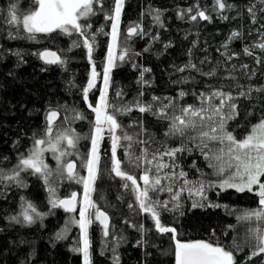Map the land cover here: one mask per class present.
<instances>
[{"label":"trees","instance_id":"obj_1","mask_svg":"<svg viewBox=\"0 0 264 264\" xmlns=\"http://www.w3.org/2000/svg\"><path fill=\"white\" fill-rule=\"evenodd\" d=\"M250 2H255L257 9L260 8L257 0H227V3L236 5V8L225 10L223 14L229 19L223 21L219 19L217 13L212 12L214 0H125L120 24L121 45L123 46L126 39L129 25L142 23L148 35L133 36L127 41L129 56L124 62L117 61L118 67L114 69L111 78L110 100L114 99V91L119 90L124 93L123 99L119 102L130 103L136 99L140 91L144 92L142 99L149 102L153 95L175 97L181 88L185 91L206 92L208 91L206 85L209 84L213 86L223 84L224 90L232 91L234 95L246 90L249 85L264 86V63L257 65L253 57L245 55L242 51L244 44L250 46L259 40V34L255 31L249 35V29L254 30L259 27V23L256 25L250 23L248 14L244 10V6ZM103 3L104 11H100L97 6L96 15L81 20L82 24L91 25L86 31L96 35L93 62L100 76L103 73L107 47L111 40L110 35L100 33V29L103 28L104 33L111 31L112 21L105 19V12L111 11L113 0H103ZM197 3L201 9H207L212 15L211 23L199 18L193 22L188 15L183 19L178 18V10L193 7ZM11 4H16L18 15L25 14L33 6L32 0H0V45L3 46L0 48L2 53L0 56V169L6 172L17 164L20 154H28L34 138L44 137L48 125L46 117L50 110H56L60 114V119L55 125H64L63 128L58 129V133L65 129H74L81 137L89 136L95 114L87 105L93 103L95 106L98 102L101 81L99 76L96 87L89 91L88 101H85L83 89L91 78L92 65L82 43L80 47L72 46L74 40L81 42L83 40V37L77 34L40 35L39 43L25 39H8L10 26L6 23V17L7 9ZM149 7L163 12L164 27L155 24L147 14ZM238 12H242L243 15L237 16ZM257 15L259 18L264 16V13L258 12ZM233 17L237 18L233 19ZM260 23H264V20ZM232 30H242L245 38L234 41L229 46L230 50L239 53V56L226 61L220 54L224 51L220 46ZM157 35L159 39L152 40V37ZM166 44H171V47L165 49ZM145 48L148 51H144ZM45 49L58 51L66 63L63 66L47 65L32 54ZM189 49L192 51L191 57L188 56ZM17 50L22 53L23 62L11 54ZM135 53L140 54L135 55ZM254 53L264 60V53L259 49H254ZM205 57L210 63L200 64L199 61ZM189 59L204 72L215 67L217 75L209 78L199 75L194 70L191 72L186 70L183 73L175 71V68L185 65ZM133 64L136 65L135 68ZM241 64H248L249 68L244 70L240 68ZM232 65H236V70H233ZM143 67L151 69V72L145 73V79L152 81L151 86L137 84ZM253 70L255 75L249 79L245 71L250 75ZM229 74L235 76L236 81L224 79ZM183 76L195 77L196 82L184 85L172 83ZM237 82L244 86L243 89L234 87ZM229 85L233 87H228ZM251 95V99L240 98L237 101L240 116L230 121L228 125L230 131L235 130L238 139L246 134L252 124L264 118V93L253 92ZM181 103L198 102L195 97L189 95ZM249 112L251 115H248ZM77 113L82 114L85 119H74ZM117 119L129 134L139 132L138 125L142 122L148 133L155 134L157 141L164 140L162 133L165 131L166 122L158 121L149 113L133 110L118 116ZM122 143L127 142L122 141ZM167 143L171 147L179 145V141L175 139H169ZM77 148L85 155L90 148V141L81 139ZM133 151L139 154L138 147L134 146ZM117 155L125 160L123 149H119ZM5 157L7 159H4ZM193 161L207 174L209 180L219 183V178L212 175V169L207 167V162L197 150L191 154L178 156V162L183 170L189 173V179L198 177L195 169L190 168ZM47 164L53 167L50 157ZM110 168V140L106 133L101 145L100 174L95 183L92 199L110 217V235L104 237L99 222L94 221L91 225L89 235L92 245V264H113L112 247L116 239L121 236L124 239L116 249L120 264H175L172 254L174 249L172 234H160L155 230L149 216L139 212L134 195L122 187L126 181L111 173ZM122 168L135 175L139 181L141 170L129 165L126 160ZM21 175L27 187L20 188L10 183L5 187L4 184H0V264H83L82 255L72 251L80 238L78 226L72 225L65 239H55L56 233L64 229L69 217L76 214L58 208L51 210L52 214L42 220L37 219L30 226L8 220L9 216L20 212L21 197L32 202L41 213L50 211L47 186L43 180L30 173H21ZM73 191H80V188L67 182L60 183L58 187V195L61 198L69 196ZM207 196L209 201L226 205L227 208H192V200L195 197L189 198L185 192L182 194L183 215L162 212V223L175 227L177 239L182 241L206 240L213 243L218 241L221 246L228 249H232L234 242L240 244L243 251L234 250L237 264H262L264 254L251 260L247 259V254L252 250L248 246L249 229L264 227V224L254 220H237V216L243 210L255 209L259 206L255 192H237L234 189L221 191L215 188L208 191ZM158 198L170 199V194L163 192ZM129 203L133 204L132 209L128 207ZM141 224L146 230L143 236L137 230ZM148 229L151 231H147ZM142 238L146 243L144 247H139L137 241Z\"/></svg>","mask_w":264,"mask_h":264},{"label":"snow or ice","instance_id":"obj_2","mask_svg":"<svg viewBox=\"0 0 264 264\" xmlns=\"http://www.w3.org/2000/svg\"><path fill=\"white\" fill-rule=\"evenodd\" d=\"M257 2L260 4L259 9H257L255 2H250L244 6V10L247 12L251 24L259 23L258 28L249 29V35L255 31L259 34V40L250 46L244 44L242 51L245 55L253 57L255 63L260 65L264 63V60L255 55L254 49H259L264 53V31H261L264 29V23H260L261 20H264V16L258 18L257 15L258 12L264 13V0H257ZM32 5V9L23 15L17 14L16 4L9 5L6 23L10 26V30L7 33V38L11 40L25 39L39 43L38 37L40 35L63 34L72 36L77 34L79 37H83L82 42L74 40L72 46L80 47L82 43L92 65L91 78L83 89V98L88 101L89 91L96 87L100 73L96 71V64L93 62L96 35L89 34L86 29H90L91 25L82 24L81 20H87L90 16L96 15L97 6L100 11H104L103 0H32ZM124 6L125 0H113L111 11L105 12V19L112 21L111 31L104 33V29H100V33L110 35L111 43L107 47L106 63L103 66L102 76L103 88L99 93L98 102L95 106L93 103L87 105L95 114L91 134L87 137H81L74 129H65L53 136V126L59 117V112L50 110L46 117L48 125L44 137L34 138L32 146L28 149V154H20L17 164L10 171L6 172L0 169V184H4L5 187L9 183L20 188L27 187L21 173H30L40 177L47 186L50 211L41 213L32 202L21 197L20 212L17 215L9 216L8 220L16 224L30 226L37 219L42 220L45 216L52 214L51 210L59 208L67 213L75 214L79 206L78 216L71 215L64 229L56 233L55 239H65L70 227L72 225L78 226L80 238L72 251L82 254L83 264H92L90 226L94 221L99 222L104 237L110 235V217L92 199L95 183L100 174L101 145L107 133V138L110 140V172L126 181L122 187L134 195L139 212L149 216L154 223L155 230L160 234H172L171 239L174 241L172 254L175 258V264H237L234 250L243 251L240 244L234 242L232 249H228L221 246L218 241L215 243L206 240L182 241L177 239L175 227L166 226L162 223L161 214L162 212H173L183 215L182 194L185 192L189 198L195 197L192 200V208H227L226 205L222 206L209 201L207 193L215 188H219L221 191L234 189L237 192H255L259 204L255 209L243 210L237 216V220H254L264 224V118L252 124L246 134L239 139L235 130L230 131L228 128L229 122L240 116L237 101L240 98L251 99L253 92L264 93V86L253 87L249 85L246 90H241L234 95L232 91H225L223 84L220 86L209 84L206 85L208 88L206 92L185 91L181 88L175 97L153 95L149 102L142 99L144 92L140 91L136 99L130 103L119 102L124 96L123 91L119 90L114 91V99L110 100L111 73L114 68L118 67L117 61L124 62L129 56L127 41L133 36L148 35L144 31L142 23L129 25L126 39L123 46L121 45L120 24ZM235 8L236 5L227 3V0H214L212 12L217 13L219 19L227 21L229 17L223 14L224 11ZM194 9L195 13L193 14ZM147 14L151 16L155 24L164 27L161 10L149 7ZM185 15H188L193 22L197 21L198 18L209 23L212 22V15L207 9H201L199 3L193 7L178 10V18L183 19ZM241 15H243L242 12L237 13V16ZM236 18L233 17V19ZM244 38L242 30H232L227 35L220 46L224 49L220 54L225 57L226 61H231L239 56V53L231 51L229 46L234 41ZM158 39V35L152 37L154 41ZM2 47L0 45V48ZM164 47L167 49L171 47V44H166ZM144 51H148V49L145 48ZM11 54L23 62L20 51L17 50ZM32 54L47 65L63 66L66 63L58 51L45 49ZM139 54L135 53V55ZM188 56H192L191 49L188 51ZM199 63L205 64L210 63V61L205 57ZM133 67L135 68L136 65L133 64ZM232 68L236 70V65H232ZM240 68L247 70L249 65L241 64ZM186 70L189 72L194 70L199 75L209 78L217 75L215 67L204 72L191 59L185 65L175 68V71L180 73ZM149 72H151L150 68L143 67L140 70L137 84L151 86L152 81L145 79V73ZM245 75L251 79L255 75V71L253 70L250 75L245 71ZM224 79L236 81L237 78L229 74ZM195 82V77L192 76H183L172 81L176 85ZM228 87H233V85ZM234 87L243 89L244 86L237 82ZM189 95L195 97L198 103L182 104L181 101ZM133 110L149 113L158 121L166 122L165 131L162 133L164 140L157 141L155 134L148 133L142 122H139L138 125L139 132L129 134L124 130L117 117ZM248 115L251 113L249 112ZM74 119H85V117L77 113ZM81 139L90 141V150L83 157H80L78 151H70L77 149ZM169 139L178 140L179 145L176 147L169 146L167 143ZM122 141L127 143H122ZM63 144H66L67 147H62ZM134 146L139 148V154L133 151ZM119 149H123L125 160L129 165L141 170L139 181L135 175L123 170L122 164L125 160L118 157ZM194 150H197L207 162V167L212 169V175L219 178V183L209 180L207 174L197 167L195 161L191 163L190 168L195 169L198 177L189 179V173L181 167L178 156L191 154ZM47 151L53 153L57 161L56 169H52L45 163L44 154ZM74 154L80 160V167L86 170V175H80L75 160H65L66 157ZM64 181L82 185V198L78 200V196L81 194L76 191L61 198L58 195V187ZM163 192L169 193L170 199L160 200L159 194ZM128 207L132 209L133 204L129 203ZM125 223L128 222L125 221ZM132 227L137 226L132 225ZM137 230L141 232L142 236L146 231L142 224L138 226ZM147 231H151V229ZM249 233L250 242L248 246L252 250L247 254V259L251 260L253 257L264 254V227L250 228ZM123 239L122 236L117 238L112 247L113 264H120L116 249ZM145 243L142 238L137 241V246L144 247Z\"/></svg>","mask_w":264,"mask_h":264},{"label":"rangeland","instance_id":"obj_3","mask_svg":"<svg viewBox=\"0 0 264 264\" xmlns=\"http://www.w3.org/2000/svg\"><path fill=\"white\" fill-rule=\"evenodd\" d=\"M110 43H111V40H110ZM109 43V44H110ZM115 69V68H114ZM114 69H113V71H114ZM113 71H112V73H113ZM112 73H111V78H112ZM102 76H103V73H102V75L100 76V91L102 90V88H103V84H102ZM97 80H98V78H97ZM98 82V81H97ZM109 92H110V89H109ZM99 98V97H98ZM54 127V131H53V136H55V135H57V133H58V129H60V127H64V125L62 124V125H59L58 126V124L57 125H55V126H53ZM60 131V130H59ZM106 135V134H105ZM44 147H47V145H44ZM62 147H67V145L66 144H63L62 145ZM89 150H90V148H89ZM88 150V151H89ZM70 151H78L79 152V154H80V157H83V156H85L84 154H82L81 152H80V150L77 148L76 150H70ZM51 158L52 159V161H53V167H52V169H56L57 168V161H56V159L54 158V155H53V153L51 152V151H47V152H45V154H44V158H45V163L47 164L48 163V158ZM65 160H75L76 162H77V170H78V172L80 173V175H86L87 173H86V170H84V169H82L81 167H80V160L78 159V157L74 154V155H72V156H69V157H66L65 158ZM22 174H24V173H22ZM64 182H67V183H69V184H71L72 186H75V187H79L80 188V191H76L77 193H79V194H81L80 196H79V199H81L82 198V192H83V186L82 185H80V184H76V183H73V182H68V181H64ZM64 182H61V183H64ZM92 195H93V193H92ZM78 212H79V206H78V211H77V213H75L77 216H78ZM91 227V226H90ZM90 230V229H89ZM82 255V254H81ZM82 263H83V258H82Z\"/></svg>","mask_w":264,"mask_h":264},{"label":"water","instance_id":"obj_4","mask_svg":"<svg viewBox=\"0 0 264 264\" xmlns=\"http://www.w3.org/2000/svg\"><path fill=\"white\" fill-rule=\"evenodd\" d=\"M52 51H53V50H52ZM59 119H60V114H59L58 119L55 121L54 125L59 121ZM78 200H79V196H78ZM77 211H78V207H77Z\"/></svg>","mask_w":264,"mask_h":264}]
</instances>
